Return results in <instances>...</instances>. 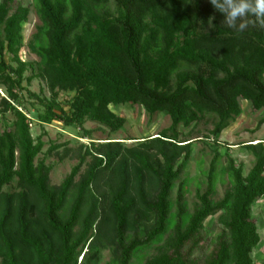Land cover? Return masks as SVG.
Masks as SVG:
<instances>
[{"label": "trees", "instance_id": "obj_1", "mask_svg": "<svg viewBox=\"0 0 264 264\" xmlns=\"http://www.w3.org/2000/svg\"><path fill=\"white\" fill-rule=\"evenodd\" d=\"M108 3L115 11L97 7ZM36 9L43 25L31 48L39 69L25 76L34 65L19 54L29 6L0 0V88L6 90L0 114H13L0 130V264H79L81 254L90 264L104 244L113 245L118 264H131L167 227L175 233L143 264H255L261 235L253 203L264 195V139L246 144L255 156L247 173L228 157L232 184L222 198H213L219 153L207 188L197 193L199 205L185 214L180 202L178 222L170 194L192 150L180 139V124L213 113L210 132L218 138L241 113V98L264 107V28H229L210 0H36ZM36 76L51 92L46 97L27 88L44 106L40 122L60 120L87 135L84 123L91 119L115 131L126 117L110 105L131 102L165 111L172 123L132 146L110 137L82 144L79 162L53 183L51 166L37 159L45 141L32 135L31 116L21 107L23 80ZM59 90L75 91L68 109ZM15 179L19 189L5 190ZM220 211V229L200 255L210 239L207 219Z\"/></svg>", "mask_w": 264, "mask_h": 264}, {"label": "rangeland", "instance_id": "obj_2", "mask_svg": "<svg viewBox=\"0 0 264 264\" xmlns=\"http://www.w3.org/2000/svg\"><path fill=\"white\" fill-rule=\"evenodd\" d=\"M17 2L29 6L28 18L23 22V38L19 52L23 60L34 63V65H29L26 69L25 76H27L34 71L33 66L39 69L38 61L40 56L32 50L31 44L41 39L40 29L43 22L36 9V0H16V4ZM97 7L102 10L115 11L114 3L98 5ZM6 57L8 60L10 59L9 53H7ZM23 85L26 88L20 89L23 102L21 107L31 116L30 127L32 135H41L45 141L37 159L45 158L46 163L51 166L50 176L53 183H60L70 173L72 167L79 162V156L85 149L84 146L81 147L82 144L90 145L91 140L106 141L110 137L114 140H123L127 146H132L142 142L145 138L157 135L158 132L172 123L171 116L165 111L150 112L140 103L111 104L110 107L116 113L126 117L123 127L112 131L98 121L87 119L84 123V128L90 130V134L85 135L83 128L77 125H65L62 121L56 119L51 122H40L38 120L37 114L44 110V106L36 98L28 94L27 88L39 93L41 96L50 97L51 92L44 78L36 76L30 82L24 79ZM74 93V90H59L57 99L68 109V102L72 99ZM5 94V87L2 86L0 95ZM240 101L242 105L241 113L220 133L218 138H213L210 132L217 118L213 113H207L189 126L182 124L178 126L181 131L180 139L189 140L192 150L183 170L175 180L174 188L170 194L173 222L175 220L178 222L180 219L177 214L180 202L184 204L185 214L192 213L199 205L197 193L203 192L207 188L211 161L217 153H219V160L216 163V192L213 194V198L216 200L222 198L232 184V178L227 169L229 156H232L238 164L243 166L244 173H247L254 164L255 156L247 149L246 144L264 139V122L258 125L259 120L264 117V107L256 109L250 100L245 98H241ZM12 116L13 114L10 111L5 116L0 114V130L11 123ZM89 136H92V138ZM90 159L91 155H87L86 161L82 164L76 178H79L80 174L85 171ZM181 162L182 158L177 161V164ZM104 187L102 186V188ZM4 189L18 190L16 179L12 183L5 185ZM181 189L183 195L179 199ZM220 214L221 211L207 219L206 223L210 226V239L203 250L197 252L198 254L204 255L205 252L209 251L213 241L212 236L220 229L216 222ZM253 215L257 220L258 230L261 235V241L253 252L255 264H264V195L258 197L253 203ZM174 233V227H167V230L159 240L148 244L139 252V257L137 255L132 257L131 264H143L146 260L159 253ZM139 234L140 236L143 235L144 231L141 230ZM87 248L86 244L83 250H88ZM117 255L114 252L113 245L104 244L101 246L99 256L94 258L90 264H118ZM81 259L82 254L79 256V264H85L81 262ZM1 261L2 255L0 254Z\"/></svg>", "mask_w": 264, "mask_h": 264}, {"label": "clouds", "instance_id": "obj_3", "mask_svg": "<svg viewBox=\"0 0 264 264\" xmlns=\"http://www.w3.org/2000/svg\"><path fill=\"white\" fill-rule=\"evenodd\" d=\"M210 3L223 14V22L237 32H243L250 24L264 28V0H210Z\"/></svg>", "mask_w": 264, "mask_h": 264}]
</instances>
